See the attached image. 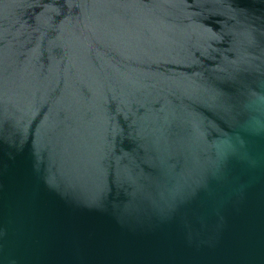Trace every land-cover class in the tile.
<instances>
[{
	"label": "water",
	"instance_id": "95a60500",
	"mask_svg": "<svg viewBox=\"0 0 264 264\" xmlns=\"http://www.w3.org/2000/svg\"><path fill=\"white\" fill-rule=\"evenodd\" d=\"M0 264H264V0H0Z\"/></svg>",
	"mask_w": 264,
	"mask_h": 264
}]
</instances>
